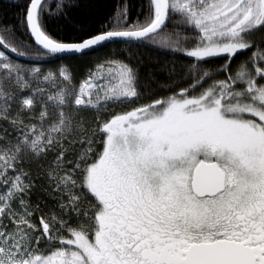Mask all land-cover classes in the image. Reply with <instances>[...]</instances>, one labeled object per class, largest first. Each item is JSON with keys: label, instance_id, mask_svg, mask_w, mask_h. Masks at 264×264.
I'll use <instances>...</instances> for the list:
<instances>
[{"label": "snow or ice", "instance_id": "6c2138e0", "mask_svg": "<svg viewBox=\"0 0 264 264\" xmlns=\"http://www.w3.org/2000/svg\"><path fill=\"white\" fill-rule=\"evenodd\" d=\"M6 2L0 264H264V0Z\"/></svg>", "mask_w": 264, "mask_h": 264}, {"label": "trees", "instance_id": "16d2710c", "mask_svg": "<svg viewBox=\"0 0 264 264\" xmlns=\"http://www.w3.org/2000/svg\"><path fill=\"white\" fill-rule=\"evenodd\" d=\"M79 2H81L84 7L78 9L77 12L74 13L77 18H86L90 20L95 18V22L98 23L100 19H103L106 14L110 13L111 6L116 3V0H79ZM136 2L139 3V0H136ZM8 8H10V5L6 2V0H0V23H15L14 14L16 10L13 8L5 15V10ZM21 31L23 30L21 29ZM59 31L61 34L66 36L80 34L78 32H73L71 28L66 29L63 26L59 29ZM112 51H117V49L114 46H109L93 52L89 56L72 60L70 63L72 64V71L76 78H82V76L86 74L87 68L97 57H104Z\"/></svg>", "mask_w": 264, "mask_h": 264}]
</instances>
